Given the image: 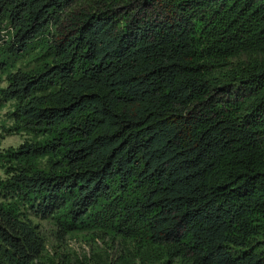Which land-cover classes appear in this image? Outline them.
Segmentation results:
<instances>
[{
    "label": "trees",
    "instance_id": "trees-1",
    "mask_svg": "<svg viewBox=\"0 0 264 264\" xmlns=\"http://www.w3.org/2000/svg\"><path fill=\"white\" fill-rule=\"evenodd\" d=\"M2 79L0 264H264V0H0Z\"/></svg>",
    "mask_w": 264,
    "mask_h": 264
},
{
    "label": "rangeland",
    "instance_id": "rangeland-1",
    "mask_svg": "<svg viewBox=\"0 0 264 264\" xmlns=\"http://www.w3.org/2000/svg\"><path fill=\"white\" fill-rule=\"evenodd\" d=\"M22 60L17 62L18 66H21ZM6 83L4 79L0 82V87H5ZM11 109L10 104H6V106L0 110V127L5 125H11V121L7 116L8 111ZM25 140H27V136L24 134H14V135H5L0 128V152L5 151L9 148H16L21 145ZM0 176L2 175V171L0 170ZM33 222L39 226L42 235L46 238L48 248L61 246L64 252H70L72 255H75L82 259L83 255H85L89 251V241L84 235H70L65 238L61 243L58 242L55 236V223L53 219H41L38 217H34L31 215ZM51 250V249H50Z\"/></svg>",
    "mask_w": 264,
    "mask_h": 264
}]
</instances>
